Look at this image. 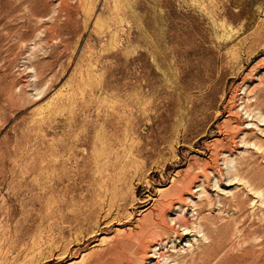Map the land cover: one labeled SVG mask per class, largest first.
I'll return each mask as SVG.
<instances>
[{
	"label": "rangeland",
	"instance_id": "rangeland-1",
	"mask_svg": "<svg viewBox=\"0 0 264 264\" xmlns=\"http://www.w3.org/2000/svg\"><path fill=\"white\" fill-rule=\"evenodd\" d=\"M154 218L146 264H264V0H0V264Z\"/></svg>",
	"mask_w": 264,
	"mask_h": 264
},
{
	"label": "bare ground",
	"instance_id": "bare-ground-1",
	"mask_svg": "<svg viewBox=\"0 0 264 264\" xmlns=\"http://www.w3.org/2000/svg\"><path fill=\"white\" fill-rule=\"evenodd\" d=\"M258 194V193H257ZM162 206V205H161ZM163 207V206H162ZM164 208V207H163ZM163 211V210H162ZM161 213H159V215H160ZM155 216V215H154ZM165 215H162V217H164ZM158 216H156V219H158L157 218ZM148 218V217H147ZM163 219V218H162ZM162 219L160 218L159 219V221L161 220V222H165L164 220L162 221ZM149 220H152V218L150 219L149 218ZM144 222V221H143ZM145 222H146V220H145ZM144 222V223H145ZM157 222H158V220H156V222H155V218H154V220L150 223V224H148V226H146L145 228H141V229H139V231L137 232V233H134V234H132L131 236H134V238L136 239L135 241H136V243L135 244H133V242H132V244L134 245L133 247H132V250L130 249L131 247H129L128 249H130L131 250V255H132V257L134 256V259H135V257L137 258V259H139V261H140V263H142V264H144L145 263V256H147V255H149V252L151 251L149 248L152 246V242H151V240L149 241L148 239H151L150 237H152V233H153V229H154V227L156 226V224H157ZM158 225H161V224H158ZM157 225V226H158ZM164 225V224H163ZM141 226H142V224H141ZM158 228V227H157ZM162 229V228H161ZM155 232V231H154ZM159 235H160V233H159ZM154 236V235H153ZM158 238H156V240H157ZM161 240V239H160ZM158 242H160V241H158ZM161 243V242H160ZM157 244V243H156ZM130 245V244H129ZM128 245V246H129ZM126 245H124V247H125ZM123 248V247H122ZM120 249V250H123V249ZM119 249V248H118ZM126 249V248H125ZM149 249V250H148ZM125 252V250L123 251V253ZM126 253V252H125ZM122 254V253H121ZM127 254V253H126ZM128 254H130V252L128 253ZM120 255V254H119ZM118 255V253H117V255H116V257H118L119 256ZM120 256H122V255H120ZM126 256H128V255H126ZM125 255L123 256V260H128L129 258L128 257H126ZM162 256V258H163V254H162V252H160V251H158V250H154V252H153V254L151 255H149V257L148 258H160ZM247 257V256H246ZM120 258V257H119ZM131 258V257H130ZM162 258H160V259H162ZM116 259H118V258H116ZM122 259V258H121ZM133 258H131V259H129V260H132ZM137 259H135V260H137ZM119 260V259H118ZM163 260V259H162ZM121 260H119V262H120ZM130 262V261H129ZM132 262V261H131ZM158 262V261H157ZM121 263V262H120ZM119 263V264H120ZM125 263V262H124ZM127 263V262H126ZM137 263V262H136ZM147 263V262H146ZM145 263V264H146ZM150 263V262H149ZM155 263V262H154ZM139 264V263H138Z\"/></svg>",
	"mask_w": 264,
	"mask_h": 264
}]
</instances>
